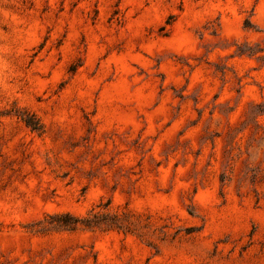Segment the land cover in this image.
Segmentation results:
<instances>
[{
    "label": "rangeland",
    "instance_id": "374dc122",
    "mask_svg": "<svg viewBox=\"0 0 264 264\" xmlns=\"http://www.w3.org/2000/svg\"><path fill=\"white\" fill-rule=\"evenodd\" d=\"M0 264H264V0H0Z\"/></svg>",
    "mask_w": 264,
    "mask_h": 264
},
{
    "label": "trees",
    "instance_id": "16d2710c",
    "mask_svg": "<svg viewBox=\"0 0 264 264\" xmlns=\"http://www.w3.org/2000/svg\"><path fill=\"white\" fill-rule=\"evenodd\" d=\"M23 120L26 122V124H28L29 126L33 127L34 128V121L30 118H26V117H22Z\"/></svg>",
    "mask_w": 264,
    "mask_h": 264
}]
</instances>
